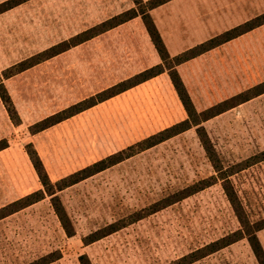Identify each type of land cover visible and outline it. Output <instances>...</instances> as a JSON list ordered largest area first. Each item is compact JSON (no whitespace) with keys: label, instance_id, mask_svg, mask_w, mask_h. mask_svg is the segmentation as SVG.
Masks as SVG:
<instances>
[{"label":"rangeland","instance_id":"obj_1","mask_svg":"<svg viewBox=\"0 0 264 264\" xmlns=\"http://www.w3.org/2000/svg\"><path fill=\"white\" fill-rule=\"evenodd\" d=\"M82 2L90 3L94 10L99 0ZM56 8L49 6V15L56 14ZM97 25L91 20L67 22L66 28L61 26L54 33L58 36L45 39L50 46L40 52L71 41ZM97 35L29 67L32 71L24 102L37 105L38 115L30 125L26 121L23 124L19 116V121L14 117L19 123L14 124L16 128L0 135L4 137L0 145H5L0 150V215L6 213L2 207L43 188L26 152L28 145L33 147L28 142L34 134L32 125L77 102L95 95L98 98L101 91L141 71L140 40L135 45L119 33L104 31ZM252 35L247 41L255 47H235L237 58L229 54L230 48L223 51L220 68L212 57L204 60L205 83L193 98L196 111L264 82V27ZM230 57L233 58L229 61L234 62L227 63L224 59ZM5 71L0 72V81L5 79ZM234 73L238 83L233 86L230 84ZM127 89L53 124L58 128L48 132L44 150L41 149L51 182L187 117L174 87L149 84ZM200 125L205 128L221 167L233 171L229 179L247 218L257 223L264 217V92ZM196 127L144 150L134 146L132 156L56 190L73 228L71 236L62 228L48 195L1 217L0 264H36L49 254L58 258L47 264H80L82 254L91 264H174L185 255L189 260L190 253L239 229L240 223L220 180L171 201L181 189L217 174ZM246 161L252 163L246 165ZM164 203L169 204L162 206ZM157 204L161 208L151 212ZM140 215L142 218L131 220ZM113 223L121 227L89 242L93 232ZM191 259L187 264H258L246 238Z\"/></svg>","mask_w":264,"mask_h":264},{"label":"crops","instance_id":"obj_2","mask_svg":"<svg viewBox=\"0 0 264 264\" xmlns=\"http://www.w3.org/2000/svg\"><path fill=\"white\" fill-rule=\"evenodd\" d=\"M3 1L5 0H0V3ZM49 6L50 8L56 6L54 11L57 10V13L49 15ZM133 6V0H99L95 9L92 10L90 3L82 2V0H26L5 10L0 13V72L49 47L50 44L45 43V39L50 36H58L54 33L56 30H60L61 26L66 28L67 22L79 23L82 20H91L94 23H101ZM148 12L169 56L174 57L264 13V0H168ZM51 22H57L58 25L51 27ZM263 27L264 23L175 66L192 102H194L193 105L195 104L193 101L195 94L201 91L205 83L202 81L204 60L212 57L214 65H219L220 68L221 65L223 66L220 57L223 51L230 48L229 54H234L233 56L237 58L235 47L241 46L245 50L254 48L255 44L248 42L247 39ZM106 33H119L121 37L133 41L135 45L138 44L136 41H141V71L162 62L140 15L106 30ZM231 58L233 57L224 60L227 63L234 62L229 61ZM229 68H233V65H230ZM31 71V68H27L2 81L18 116L21 121L23 120L22 123L24 124L26 121L28 125L32 124L35 120L34 116L38 115L37 105H27L24 102L26 101L24 90L28 86L27 78ZM232 79L233 82L230 85L234 86L238 83L235 73L232 75ZM149 84H164L167 89L170 87L173 89L168 70L133 85V87ZM17 98L19 99L17 100ZM11 127L16 128L0 98V135L5 131H10ZM56 128H58L57 124L52 125L30 135L28 139L29 143H33L42 163L44 160L41 156V149L44 150V140L47 138L48 132ZM1 138L4 137L0 136ZM257 236L264 249V228L259 230Z\"/></svg>","mask_w":264,"mask_h":264},{"label":"trees","instance_id":"obj_3","mask_svg":"<svg viewBox=\"0 0 264 264\" xmlns=\"http://www.w3.org/2000/svg\"><path fill=\"white\" fill-rule=\"evenodd\" d=\"M26 0H5L0 3V13L8 10L14 6H17L21 3H23ZM168 0H133L134 6L130 9H127L117 15L112 16L111 18L99 23V26L91 27L90 29H87L86 31H83L81 34L76 35L74 38L71 39V41H63L59 44L51 46L49 49H46L43 52H40L39 54H36L34 56H31L25 60H22L9 68L5 69V73H2L4 78H8L10 76H13L37 63L44 60L45 58L51 57L53 55H56L67 48L69 46L76 45L84 40H87L101 32H104L106 30H109L137 15H140L143 23L147 29V32L150 36V39L158 52L161 63L157 64L153 67H150L148 69H145L138 74L131 77V79H127L125 81L120 82L117 85H114L108 89H105L98 93L97 96H92L88 100L80 101L64 110H61L60 112H57L55 114H52L50 116H47L39 121H37L34 125L35 129H31L34 133L43 130L57 122H60L61 120L73 115L76 112L82 111L89 106H92L93 104L105 100L108 97H111L133 85H136L140 82H143L153 76H156L157 74H160L161 72H164L165 70H168V74L170 76L172 85L177 93V96L184 107V110L187 114V117L182 119L181 121L174 123L168 127L163 128L157 133H154L134 145H131L123 150H120L118 152H115L105 158H102L100 160H97L93 162L92 164L83 167L82 169L73 172L61 179H59L56 182H51L48 176V173L42 163V160L40 156L38 155L37 151L31 146L28 145L26 152L27 155L33 165V168L39 178V181L41 182L42 189L34 191L32 193H29L25 195L24 197H21L12 203H10L7 206H4L1 208V211H6V213H2L0 215L1 217H4L7 214H10L22 207L28 206L42 198L45 197V195L51 196V203L53 206V209L61 222L62 228L66 232L68 236L73 235V228L70 224L69 218L67 217L66 211L56 194V190H62L63 188L70 186L76 182H79L80 180H83L101 170H104L121 160L128 158L134 154V146L139 148V150H144L146 148H149L153 145H156L174 135L179 134L182 131H185L189 129L191 126H197L196 132L199 136L200 142L205 150V153L212 163V166L214 170L216 171V175H212L208 178L201 179L183 189H181L177 194L175 199H172V202H175L177 200H180L182 198H185L187 196H190L194 194L195 192H198L199 190H202L203 188L210 186L211 184L215 183L217 180H220L222 183L223 191L230 202L237 219L240 223V228L236 231L231 232L230 234L224 235L209 244L201 247L197 250L195 253H190V259L187 260V256L181 257L179 260H177L174 264H187L188 262H191L194 258H200L205 255H208L210 253H213L217 250H220L235 241H238L242 238H246V240L249 243V246L258 262V264H264V249L260 243V240L257 236V232L264 228V217L257 221V223H251L249 219L247 218L242 203L229 179V176L233 174V171L224 170L221 167V162L218 159V156L214 150V147L211 143V140L205 130V128L200 125V123L203 120H206L208 118H211L218 113H221L228 108H231L243 101L248 100L249 98L258 95L262 92H264V82L258 85H255L251 88H249L246 92L238 93L232 97L226 98L223 101H220L212 106H210L207 109H204L200 112L196 111L193 102L190 98V95L188 91L186 90L177 70L175 69V66L177 64H180L182 62H185L219 44H222L240 34L243 32L250 30L256 26H259L260 24L264 23V13L256 16L255 18L251 19L250 21H247L241 25H238L232 29H229L215 37H212L208 39L207 41H204L192 48H189L185 50L184 52L174 56L170 57L166 47L160 37V34L153 23V20L149 14V10L163 4ZM89 31V32H88ZM88 32V34L86 33ZM86 34L85 37L81 38V36ZM46 54L45 57H43ZM35 57V59H34ZM170 61L169 63H166ZM0 98L2 103L4 104L8 115L11 119V121L14 124H19L18 122L14 121V117H17L19 121V117L17 115V112L15 110V107L13 105V102L11 100L10 95L7 92V89L5 88L2 81H0ZM5 145H0V150L4 148ZM137 152V151H136ZM252 159V158H251ZM250 160V159H249ZM252 161V160H251ZM246 161V165L254 163L255 161ZM169 203H164L162 206H166ZM161 207L155 206V208L151 209V212H154L158 210ZM144 216V215H142ZM142 218L141 215L131 219L134 221L135 219ZM121 226L116 225L115 223L108 225L100 230H97L93 232L89 237V242H92L96 239L101 238L104 235H107L111 232L116 231ZM58 257H53L52 254L43 256L40 260V262H36V264H47L51 262L52 260H55ZM80 264H91L88 257L85 254H82L79 256Z\"/></svg>","mask_w":264,"mask_h":264}]
</instances>
